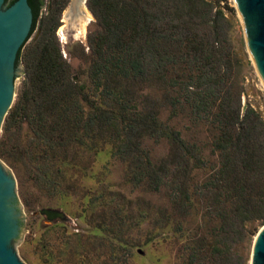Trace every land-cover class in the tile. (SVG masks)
I'll return each instance as SVG.
<instances>
[{"label": "trees", "instance_id": "trees-1", "mask_svg": "<svg viewBox=\"0 0 264 264\" xmlns=\"http://www.w3.org/2000/svg\"><path fill=\"white\" fill-rule=\"evenodd\" d=\"M26 1L31 23L14 58L22 77L1 124L0 158L49 195H78L82 215L99 216L89 233L43 230V261L132 264L130 225L151 218L161 240L180 242L181 264H242L236 248L257 230L247 225L264 222V118L241 103L240 63L219 1L85 0L93 28L75 46L74 66L54 34L66 0ZM178 115L189 137L171 123ZM198 124L208 154L191 137ZM145 138L164 139L165 154L153 160ZM104 148L122 162L125 183L163 189L166 202L80 184ZM196 214L203 230H187L183 221Z\"/></svg>", "mask_w": 264, "mask_h": 264}, {"label": "rangeland", "instance_id": "rangeland-1", "mask_svg": "<svg viewBox=\"0 0 264 264\" xmlns=\"http://www.w3.org/2000/svg\"><path fill=\"white\" fill-rule=\"evenodd\" d=\"M218 1L219 2H216L215 5L221 8L224 16L229 21L228 31L237 52L236 56L240 63L239 81L242 85V90L240 92L241 103L249 104L264 118V85L252 66L244 46L242 27L236 15L233 2L232 0ZM71 4L72 0L65 1L59 12L58 25L55 28L54 34L59 43L62 56L69 59L71 65L74 66L79 62V60L76 56L71 54L74 53L75 46H78V44L85 45L86 32L88 29L93 28V16L87 7L82 3V6H80L82 13H80V11H73L71 13ZM44 11L45 8L41 7L39 14L42 15ZM86 11L91 15V18L85 24L84 30L78 33L80 24L79 20L82 19L83 14ZM39 22L40 20L36 21L35 28L25 40V43H27L33 34L38 31ZM16 64L20 67V69L15 73L13 78L14 97L15 91L22 77L23 67L21 62ZM165 115L166 111L162 109L160 117L164 118ZM171 123L181 131L183 136L189 137V129H187L189 122L186 118L178 115L172 118ZM191 135V137L200 145L204 146V153L208 154L210 138L204 126L199 124L197 126L194 125L191 129ZM142 144L149 149L150 156L153 160L163 156L167 151V143L164 139L153 140L145 138L143 139ZM10 170L15 177L16 193L19 202L21 203V210L24 215L21 240L15 244L14 247L17 254L25 264H47V262L43 261V258L39 256L37 246V238L43 230L56 227L57 224H60V226L64 227L66 231L89 233V231L91 232L93 226L97 224L99 216L94 213V210L90 212L91 216L86 217V215H82L81 210L83 208V204L78 195L72 194L66 197L57 198L55 195H49L47 192L37 187L34 182H32L30 176L22 172V169H18L19 176H17L16 170L11 169V167ZM87 171H89L88 173H91L92 176L82 177L79 182L80 184H84L90 188L91 191L99 193L103 192V189H107L118 194H122L130 201H134L139 196L143 200H148L150 203L155 205L164 204L166 202L163 189L155 192L143 189L140 186L132 187L125 183L123 181L122 162L115 157H111L107 148H104L97 154L96 157H94L91 167L90 169H87ZM201 175L202 172H199L197 177H201ZM40 207H53L61 209L69 216V219L54 218L49 220L43 214L38 212ZM131 207L134 209V204ZM150 220L151 218H148L147 220L140 221L137 225H130L129 232L131 236L137 238V245L131 249V263L181 264L177 255L180 242L169 238V236L166 237V240H161V238L156 235L157 229L152 226ZM200 222V218L197 214L191 215L186 217L185 221H183V226L187 230L197 228L200 229L199 231H202L203 228L200 225ZM262 225H264V222L262 224H258V221L255 220L247 226H257L258 229ZM167 231V235L170 234V230ZM254 234L255 233L251 235L250 241H243L236 248L242 264H249L250 245ZM100 257H103V254H100ZM65 264H94V262L92 260L78 263L68 262Z\"/></svg>", "mask_w": 264, "mask_h": 264}, {"label": "water", "instance_id": "water-1", "mask_svg": "<svg viewBox=\"0 0 264 264\" xmlns=\"http://www.w3.org/2000/svg\"><path fill=\"white\" fill-rule=\"evenodd\" d=\"M242 27L243 41L252 66L264 85V0H232ZM85 5V0H82ZM88 9V8H87ZM92 15V14H91ZM31 23L26 0L7 4L0 0V130L7 109L14 99L13 78L20 67L14 63L18 46ZM47 219H69L61 209L40 207ZM23 213L10 167L0 159V264H25L14 247L21 240ZM249 264H264V225L253 235Z\"/></svg>", "mask_w": 264, "mask_h": 264}, {"label": "bare ground", "instance_id": "bare-ground-1", "mask_svg": "<svg viewBox=\"0 0 264 264\" xmlns=\"http://www.w3.org/2000/svg\"><path fill=\"white\" fill-rule=\"evenodd\" d=\"M91 18V15L86 11L83 14L82 19L79 20L80 24H79V30L78 33L82 32L84 30L85 24L87 23V21Z\"/></svg>", "mask_w": 264, "mask_h": 264}, {"label": "flooded vegetation", "instance_id": "flooded-vegetation-1", "mask_svg": "<svg viewBox=\"0 0 264 264\" xmlns=\"http://www.w3.org/2000/svg\"><path fill=\"white\" fill-rule=\"evenodd\" d=\"M82 3V0H72V4H71V13L74 11V12H78L80 11V13H82V10H80V6ZM83 4V3H82ZM70 16V15H69ZM60 25H63V24H60ZM59 25V26H60Z\"/></svg>", "mask_w": 264, "mask_h": 264}]
</instances>
